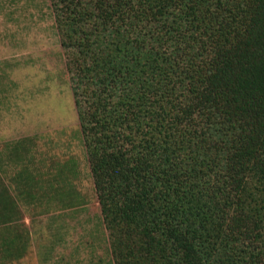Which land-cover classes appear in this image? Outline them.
<instances>
[{
	"label": "trees",
	"instance_id": "trees-1",
	"mask_svg": "<svg viewBox=\"0 0 264 264\" xmlns=\"http://www.w3.org/2000/svg\"><path fill=\"white\" fill-rule=\"evenodd\" d=\"M115 264H264V0H53Z\"/></svg>",
	"mask_w": 264,
	"mask_h": 264
},
{
	"label": "rangeland",
	"instance_id": "rangeland-1",
	"mask_svg": "<svg viewBox=\"0 0 264 264\" xmlns=\"http://www.w3.org/2000/svg\"><path fill=\"white\" fill-rule=\"evenodd\" d=\"M53 0H0V264H115Z\"/></svg>",
	"mask_w": 264,
	"mask_h": 264
}]
</instances>
